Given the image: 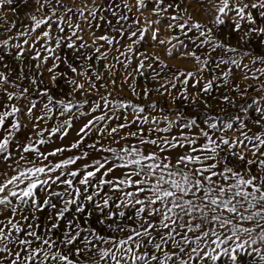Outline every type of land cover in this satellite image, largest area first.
Here are the masks:
<instances>
[{"label": "snow or ice", "instance_id": "snow-or-ice-1", "mask_svg": "<svg viewBox=\"0 0 264 264\" xmlns=\"http://www.w3.org/2000/svg\"><path fill=\"white\" fill-rule=\"evenodd\" d=\"M15 2L0 0V10ZM33 2L30 24L0 40V165H5L0 171V264H223L222 258L239 264L247 245L264 243V0H208L215 13L211 26L195 20L181 6L185 0L125 2L128 12L135 7L140 14L125 24L129 16L112 10L110 0L117 19L108 23L127 41L123 51L116 49L115 61L125 69L133 58L137 61L123 82L135 80L134 73L151 79L157 86L145 84L143 99L156 93L173 104L187 102L194 112L199 104L212 107L208 97L236 109L226 118L207 113L205 127L182 109L165 110L155 101L145 106L110 100L108 86L115 90L117 80L97 67L107 52L96 42L114 46L120 39L91 31L98 9L85 15L84 8L63 0ZM194 2L205 7L204 0ZM20 4L31 7L29 0ZM72 17L88 26L92 44ZM16 27L12 23L8 31ZM161 28L178 34L159 39ZM146 34L169 46L168 57L173 49L180 51L179 44L185 49L181 56L194 60L196 71L173 70L159 55L137 51ZM62 46L79 55L73 61L62 58L57 54ZM88 48L98 54L95 59L81 51ZM113 67L104 65L109 74ZM234 69L254 83L234 84ZM45 72L51 87L44 83ZM221 87L244 102L213 95ZM250 89L261 95L248 103ZM93 94L97 99L90 100ZM132 94L141 97L135 87ZM250 112L257 114L258 131L242 119ZM81 118L86 119L78 139L67 147H50L53 137L64 140ZM93 131L99 139L86 143ZM106 138L117 147L101 145ZM81 146V154L51 159ZM89 150L99 157L88 162ZM253 253L259 261L252 264H264V253L258 248L247 252Z\"/></svg>", "mask_w": 264, "mask_h": 264}, {"label": "rangeland", "instance_id": "rangeland-1", "mask_svg": "<svg viewBox=\"0 0 264 264\" xmlns=\"http://www.w3.org/2000/svg\"><path fill=\"white\" fill-rule=\"evenodd\" d=\"M125 2L131 5L135 4V0H111V6H112V10L116 11L118 15L126 14L129 16V20L127 22H122V23L127 24V23H131L132 19L139 17L140 14L139 12H137L135 7H133L131 12H128L127 9L123 7ZM63 3L66 6L73 7L74 9L84 8L85 15L88 14V9L97 8L98 9L97 20L93 21V26L91 28V31L95 32L96 36L108 34L110 36H116L118 39H120V43L115 44L114 46H109L106 43L101 42V41L96 42L97 44H103V47L101 48L102 52H105V51L107 52V59L98 60L97 67L99 68L102 75L104 76L111 75L112 78L117 80L115 90H113L111 85L108 86L107 91L113 92V95L109 97L110 100L114 98H122L123 100L132 101L134 103L145 105V106L155 101L161 108L165 110L170 111L172 109H182L185 115L194 116L201 127H205V125L203 124V121L207 119V113L223 116L225 118L227 117L229 113L231 114L236 113V109L228 105H224L220 103L218 100H213L211 97H208L209 102L212 104V107L210 109H205L203 104H199L198 106L199 111H195V112L192 111L190 107L186 106L187 102L178 100L176 101L175 104H173L170 98L161 97L159 94H156V93H153L152 95H150L147 100L143 99L142 89L145 86V84H147V86L149 87H154L157 85H154L151 79L146 80L145 77H140L138 76V74H135V73L134 75L137 76L135 80L129 78L127 83L123 82L126 77V74L132 72L133 68L136 66L137 61L135 58H133L132 64L127 69H125L121 64L116 63L115 61V57L119 55V52L116 49H120L121 51H123L124 47L126 46L127 41L126 39L119 38L117 33L112 32L111 27L108 23V21H111L112 24H115V20L117 19V17L112 16L111 11L109 10L110 0H63ZM29 4L31 5V7H28V5L20 4V0H16V2L13 5L7 6L4 9L0 10V25H3V27H0V40H3L5 38H10V37H15L18 30L30 24V14H32L33 9L36 7V5L34 4L33 0H29ZM115 5H120V7H115ZM204 5L205 7H200L194 2V0H185V3L182 4L181 6L188 7L191 15L193 16L195 20H198L199 22L203 24H207L208 26H211V20L213 16L215 15V13L213 9L210 7V5H208V0H204ZM12 8L17 9L16 13L11 11ZM35 14L38 16L40 15V13L38 12ZM148 15H149L148 12L145 11L144 16H148ZM69 16H71V14H69ZM100 17H104V19H100ZM151 18L155 19V17H151ZM89 19H91V17H89ZM142 19L143 17H141V20ZM72 21L73 23H81V26L84 28V33H82V35L84 36V39L87 40L89 44H92V40L90 36L88 35V32H89L88 26L82 20H78L76 17H72ZM12 23H15L17 27L8 31ZM53 27L55 28V25ZM140 27H144V24L141 23ZM222 29L223 31H227L226 26H222ZM39 31H43V29L38 30V32ZM69 34H70V30H69ZM173 34H178V31L167 32L163 28H161L159 39L166 40L169 38L170 35H173ZM181 39H184L182 35H181ZM13 42H22V40L13 41ZM77 43H80V41H77ZM173 43H176V41H173ZM185 43L189 45V48L192 47L190 41L185 40ZM37 47H39V45H37ZM135 47L137 51H146L148 52L149 55H153V54L159 55L161 59L164 61V63L167 64L169 68L173 70L179 69L181 71H185V70H190L194 72L196 71L197 66L195 64V61L194 60L190 61L189 59L183 58L181 56V52L185 51V49H183L179 44H177V48H179L180 51L173 49L172 57H168L166 54V48L169 46L159 45L157 42L151 41L150 36H148L147 34H146L145 41L141 42V44ZM81 51H86L88 54L93 55L94 59L98 55L94 53L93 48H88V49L81 50ZM57 54L60 55L62 58L69 60V61H73L74 57L79 55L78 52L74 51L73 49H69L66 46H62V48L57 51ZM121 59L123 60L124 57H121ZM82 61H83V57H81L79 61H75V62L80 63ZM245 62L251 64L250 61H245ZM25 63H27V61ZM51 63L52 61L49 60L48 62L49 66L51 65ZM88 63H91V61H89ZM105 64L114 65V67L112 68L111 74L105 71L104 69ZM64 67L65 66L62 64L61 69H64ZM252 67L255 68L256 66L253 65ZM145 75L147 76V73ZM203 75L207 76L208 74L204 73ZM47 77H48V74L45 72L44 83L49 85V87H51ZM77 79L79 80V82H82V83L85 82L83 77H77ZM103 82L104 81H101L99 83H103ZM232 82L234 84H239L241 88L254 83L251 80H243L242 72L239 70H235V69H234V74L232 77ZM57 83L61 87H63L65 91L68 90V86L65 85L62 80L58 81ZM85 87L87 88V84H85ZM132 87H135L136 91L138 93H141L140 98H137L136 96L132 94ZM177 87L179 88L180 85L178 84ZM53 91L55 92L57 90L53 89ZM107 91L104 88L100 89V92L102 94H107ZM189 91L192 92L194 90L191 87H189ZM175 94H176V90H173V95ZM224 94H227L235 98L237 103L244 102L240 99L238 93L234 91H230L228 88H225V87L215 89L213 92V95L215 96H221ZM260 95L261 93L252 91L250 89L247 95V98H246L247 102L250 103L253 98H258ZM76 96L80 99L84 98L81 93H77ZM88 98L90 100H93V99H97V96L93 94L89 96ZM221 109H227V111L221 112ZM147 114L150 116L151 115H162V113H151V112H147ZM256 116H257L256 113L250 112L249 116L247 117L242 116V119H244L248 123L249 127H252L253 130L258 131V129L256 128L254 124V120ZM84 119L86 118H81V120L79 121H74V128L69 130V134L67 137L64 138V140H60L57 137H53V143L50 145V147L51 148H55L58 146L67 147L72 142H74L76 139H78V137L76 136V132L78 131L79 127L82 126ZM170 119H175V116H171ZM50 125H51V122H49V124L47 125L42 123L40 126L44 128V127H49ZM30 127L31 126L29 125V128ZM229 135L235 136L236 133L232 132V133H229ZM93 139H99V136L95 131H93L91 136L86 139V143H91ZM117 139H119V137H117ZM121 143H124V142L121 141ZM100 144L103 146L117 147V144L113 142L111 138H106L104 140H101ZM82 150H84L83 146H81V149H75L71 153L65 152L64 154H62V156H57L51 159H53L54 161H58L61 158H66L68 156L81 154ZM89 152H90V158L88 162H90L91 158L93 157L98 158L100 155V154L92 152L91 150H89ZM104 155H107V154H104ZM82 163H84V161L78 162V164H82ZM4 167L5 165H0V171H3ZM73 167H76V166H73ZM42 194L43 193H41V195ZM244 239H246V237H242L241 242ZM227 246L230 247L231 242ZM252 248H258L260 249L262 253H264V243L257 241V244L255 245H247L246 246L247 251H245L244 253H241L238 257L239 264H252L253 261H256V262L259 261V257L255 255V253H253L252 256H249L247 254V252L251 251ZM222 261H223V264H228L227 258H222ZM209 264H211V262H209ZM217 264H221V262L218 261Z\"/></svg>", "mask_w": 264, "mask_h": 264}]
</instances>
